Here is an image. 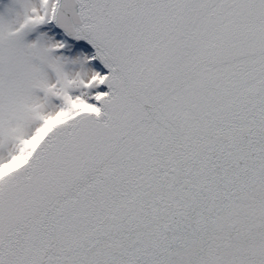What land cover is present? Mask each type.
I'll return each instance as SVG.
<instances>
[{
  "label": "snow or ice",
  "instance_id": "obj_1",
  "mask_svg": "<svg viewBox=\"0 0 264 264\" xmlns=\"http://www.w3.org/2000/svg\"><path fill=\"white\" fill-rule=\"evenodd\" d=\"M0 264H264V0H0Z\"/></svg>",
  "mask_w": 264,
  "mask_h": 264
}]
</instances>
